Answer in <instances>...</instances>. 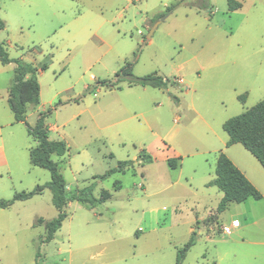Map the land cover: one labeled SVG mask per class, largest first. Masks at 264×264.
Returning a JSON list of instances; mask_svg holds the SVG:
<instances>
[{"label":"rangeland","instance_id":"1","mask_svg":"<svg viewBox=\"0 0 264 264\" xmlns=\"http://www.w3.org/2000/svg\"><path fill=\"white\" fill-rule=\"evenodd\" d=\"M179 1L0 0L9 57L47 63L37 74L38 104L16 123L6 100L15 62H0V199L50 181L29 161L36 141L28 126L39 115L49 138L67 144L52 159L68 190L110 194L95 207L70 201L48 242L44 223L58 214L48 187L0 207V264H176L192 233L181 264H264V201L219 213L218 189L203 185L223 151L264 193V169L241 144L226 146L222 128L264 99V0H238L234 11L227 0H207L211 12L180 3L167 13ZM126 62L137 76L168 78L167 88L100 84L115 81ZM142 149L153 162L138 160ZM172 149L181 157L174 169ZM124 160L133 164L100 177Z\"/></svg>","mask_w":264,"mask_h":264},{"label":"trees","instance_id":"2","mask_svg":"<svg viewBox=\"0 0 264 264\" xmlns=\"http://www.w3.org/2000/svg\"><path fill=\"white\" fill-rule=\"evenodd\" d=\"M229 11H234L242 6L238 0H227ZM186 3L190 6L200 9H208L207 0H181L176 4L167 6V13L173 11L177 4ZM164 13L157 17H163ZM5 24L0 19V29ZM15 62L13 81L8 89L7 102L16 122H24L26 116V108L28 104L36 105L39 102V82L37 74L39 70H44L47 63H43L40 68L32 63L26 62L20 58L11 59L9 54L0 42V62L3 65ZM115 81L102 80L101 85L109 88L117 86V83L126 81L128 86L140 85L142 87L150 86L153 88L166 89L169 79L163 76L150 73L143 76H137L132 72V63L126 62L116 73ZM240 100H244L245 94L239 96ZM175 101L177 98L174 97ZM223 130L228 136L226 146L240 143L247 151H249L264 168V99L258 101L255 105L247 108L243 112L228 118L222 124ZM28 133L36 141V144L29 149V161L31 165L47 169L50 173V181L43 185H36L34 189L25 192L15 193L9 200L0 199V207L7 208L16 200H27L35 194H39L45 187H48L52 194V204L57 209L58 214L52 220L45 222V236L43 242L53 239L55 232L61 227L62 221L67 216L64 208L70 201H79L90 207H95L98 203L106 201L110 194L106 190H102L100 197L96 198L92 194L89 187L81 189L68 190L67 183L61 174L59 162L52 159L53 155L62 157L67 152V144L61 139H50L49 129L44 123V115H39L33 127L28 126ZM142 163H151L154 157L142 149L138 156ZM180 157H168L166 162L168 166L174 169L177 164L176 160ZM133 164L132 160L120 161L118 168L107 170L100 177H106L114 171H123L127 166ZM214 179L209 185L217 186L223 196L217 205V212L224 211L231 202L240 203L247 198L252 197L255 200L261 199V192L249 181V179L241 172V170L231 161L223 152H219L214 168ZM118 186H116L117 188ZM42 218H38V222H43ZM194 244L193 233L183 247L179 248L176 255V264H181L186 252ZM39 256V253L36 255Z\"/></svg>","mask_w":264,"mask_h":264},{"label":"crops","instance_id":"3","mask_svg":"<svg viewBox=\"0 0 264 264\" xmlns=\"http://www.w3.org/2000/svg\"><path fill=\"white\" fill-rule=\"evenodd\" d=\"M22 59V58H21ZM180 80L181 79H178L177 81L178 82H180ZM134 86H137V85H134ZM40 87V86H39ZM6 97H8V96H6ZM6 100H7V98H6ZM13 121L14 122H16L15 120H14V118H13ZM175 121H177V120H175ZM16 123H18V122H16ZM19 123H21V122H19ZM50 129V128H49ZM201 133L203 134L204 133V131H201ZM235 144H237V143H235ZM238 144H240V143H238ZM166 145V144H165ZM233 145V144H232ZM168 148H170V147H168ZM3 150V144H2V142H0V151H2ZM223 152V151H222ZM168 155H170V156H172V157H180V153L178 152V151H175L174 149H172V150H170V151H168ZM224 153V152H223ZM219 154V153H218ZM218 154H217V156H218ZM251 154V153H250ZM252 155V154H251ZM217 156H216V159H217ZM253 156V155H252ZM254 157V156H253ZM255 158V157H254ZM180 159H181V157H180ZM231 159V161H232V158H230ZM256 159V158H255ZM138 160H139V158H138ZM257 160V159H256ZM140 161V160H139ZM141 162V161H140ZM234 164H236V166L241 170V172L245 175V176H247L248 177V175H247V173H246V171L244 170V169H242L240 166H239V164L238 163H235L234 161H232ZM215 164H216V161H215ZM260 164V163H259ZM261 165V164H260ZM263 168V167H262ZM264 169V168H263ZM214 177H215V174H214ZM214 178H212V179H207V181H205L204 180V186L205 187H207V188H210V187H216L217 189H218V191L219 192H214V197H213V199H214V204H218L219 203V201H220V199L222 198V196H223V192L217 187V186H215V185H209V182H211L212 180H213ZM249 179H250V177H249ZM251 180V181H250ZM249 181L254 185L255 183H254V181H252V179H250ZM255 186V185H254ZM256 187V186H255ZM257 188V187H256ZM196 190H198V189H196ZM262 194V193H261ZM207 195H209V194H207ZM263 195V197L261 198V199H258V200H255V199H253L252 197H249V198H247L245 201H243V202H241V203H245V204H250V208H251V206H253L254 204H256L255 202H253V200L254 201H260V200H263L264 201V193L262 194ZM252 199V200H251ZM28 200V199H27ZM13 204V203H12ZM230 204H239V203H234V202H231V203H229L228 204V206L230 205ZM227 206V207H228ZM236 207H238L239 208V206H236ZM227 209V208H226ZM236 216L237 217H234L233 219H232V221H237L238 222V224H240V222H239V210H238V212H237V214H236ZM238 226V225H237ZM238 228H239V226H238ZM231 232V231H230Z\"/></svg>","mask_w":264,"mask_h":264},{"label":"built area","instance_id":"4","mask_svg":"<svg viewBox=\"0 0 264 264\" xmlns=\"http://www.w3.org/2000/svg\"><path fill=\"white\" fill-rule=\"evenodd\" d=\"M235 226H237V224H238V222L237 221H233L232 222ZM223 231H224V233H230V231H231V228L230 227H228V226H224L223 227Z\"/></svg>","mask_w":264,"mask_h":264}]
</instances>
